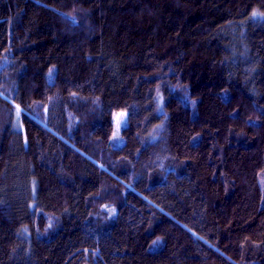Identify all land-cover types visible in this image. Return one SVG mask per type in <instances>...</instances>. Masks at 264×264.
Returning <instances> with one entry per match:
<instances>
[{
    "label": "trees",
    "instance_id": "1",
    "mask_svg": "<svg viewBox=\"0 0 264 264\" xmlns=\"http://www.w3.org/2000/svg\"><path fill=\"white\" fill-rule=\"evenodd\" d=\"M0 264H264V0H0Z\"/></svg>",
    "mask_w": 264,
    "mask_h": 264
},
{
    "label": "rangeland",
    "instance_id": "2",
    "mask_svg": "<svg viewBox=\"0 0 264 264\" xmlns=\"http://www.w3.org/2000/svg\"><path fill=\"white\" fill-rule=\"evenodd\" d=\"M123 122H124V117H121V118L117 119V125H116V129H115V134H119L120 129H121L120 125H122Z\"/></svg>",
    "mask_w": 264,
    "mask_h": 264
}]
</instances>
